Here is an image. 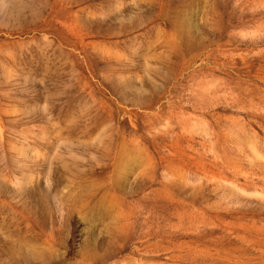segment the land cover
<instances>
[{
    "label": "rangeland",
    "instance_id": "1",
    "mask_svg": "<svg viewBox=\"0 0 264 264\" xmlns=\"http://www.w3.org/2000/svg\"><path fill=\"white\" fill-rule=\"evenodd\" d=\"M0 264H264V0H0Z\"/></svg>",
    "mask_w": 264,
    "mask_h": 264
}]
</instances>
